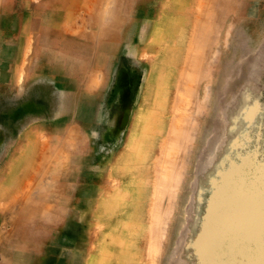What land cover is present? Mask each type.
<instances>
[{
    "label": "rangeland",
    "instance_id": "374dc122",
    "mask_svg": "<svg viewBox=\"0 0 264 264\" xmlns=\"http://www.w3.org/2000/svg\"><path fill=\"white\" fill-rule=\"evenodd\" d=\"M0 264H264V0H0Z\"/></svg>",
    "mask_w": 264,
    "mask_h": 264
}]
</instances>
